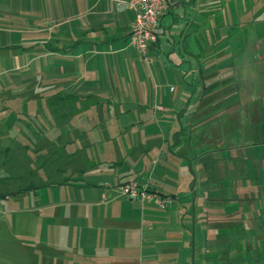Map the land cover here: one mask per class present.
Wrapping results in <instances>:
<instances>
[{
  "label": "crops",
  "instance_id": "crops-1",
  "mask_svg": "<svg viewBox=\"0 0 264 264\" xmlns=\"http://www.w3.org/2000/svg\"><path fill=\"white\" fill-rule=\"evenodd\" d=\"M124 1L0 25V219L68 264H264V0H172L148 60Z\"/></svg>",
  "mask_w": 264,
  "mask_h": 264
},
{
  "label": "rangeland",
  "instance_id": "rangeland-1",
  "mask_svg": "<svg viewBox=\"0 0 264 264\" xmlns=\"http://www.w3.org/2000/svg\"><path fill=\"white\" fill-rule=\"evenodd\" d=\"M41 3L42 0H0V12L5 13V15L8 16L6 19H0V25H5V26L10 25V26L18 27V26H23L24 21L39 20V19H29V17H31L30 13L40 11ZM24 15L26 16V18L24 17ZM16 21H18L16 23L18 24L17 26L15 24ZM256 23H257V26L255 28L256 42L258 43L260 36H264V21L262 19L257 18ZM243 35L245 40L248 35L246 34ZM18 36L19 38H21V34H18ZM230 36L233 35L229 34L228 38H230ZM3 37H5V35H3ZM238 38H239L238 41H243L241 36H239ZM17 48L19 49L20 47ZM5 51L6 53L7 52L11 53L10 50H4L2 47L0 49V54H2V52ZM240 52L241 51H236V54L238 55ZM235 66L236 65L234 63L232 64L230 63L224 65L223 69L227 70L229 73L230 72L235 73L234 72ZM256 67L260 68L259 66ZM14 78L16 80L22 79L21 76H17V75H15ZM237 83L241 85V90L244 91L246 82H243L242 79L240 80L238 78ZM15 84L19 86L18 88H20V86H22L23 83L22 81L10 83L9 85H4L3 83H1L0 90L6 92V93L4 92L2 93V95H5L4 99L8 100L7 97L9 95L8 93H10L15 89H18L17 87H15ZM221 84H225L224 88L226 87L229 88L232 85V83L228 81ZM244 100L246 99H243L242 101ZM209 134L212 137L214 136L212 130L209 131ZM87 164L88 163L83 162L79 165V168H83V167L87 168L88 166ZM104 167L106 166H100L99 168L100 171L104 170L108 172L107 169ZM111 175L112 174L109 172L108 176L110 177ZM83 179L84 178H81L79 180H83ZM105 180H104V185L106 182ZM44 251L45 248H43V246L38 241H36L34 237H27L26 235H24L23 231L22 233L20 231H17L16 225H13V222L11 225H8L7 220L0 219V264H56V261H61V260L62 262H64V264H68L66 262V259H60V258L56 259L55 257H53L54 255L47 256L44 253Z\"/></svg>",
  "mask_w": 264,
  "mask_h": 264
},
{
  "label": "built area",
  "instance_id": "built-area-1",
  "mask_svg": "<svg viewBox=\"0 0 264 264\" xmlns=\"http://www.w3.org/2000/svg\"><path fill=\"white\" fill-rule=\"evenodd\" d=\"M171 2L172 0H127L123 2L125 6L136 11L135 19L131 25L129 42L147 60L152 47L159 40L158 26L160 19L168 11ZM105 185L113 187L130 197L153 201L158 205H167L174 200L172 196L164 195L152 189L148 182L139 180H129L117 184L106 181Z\"/></svg>",
  "mask_w": 264,
  "mask_h": 264
},
{
  "label": "trees",
  "instance_id": "trees-1",
  "mask_svg": "<svg viewBox=\"0 0 264 264\" xmlns=\"http://www.w3.org/2000/svg\"><path fill=\"white\" fill-rule=\"evenodd\" d=\"M130 35V34H129Z\"/></svg>",
  "mask_w": 264,
  "mask_h": 264
}]
</instances>
